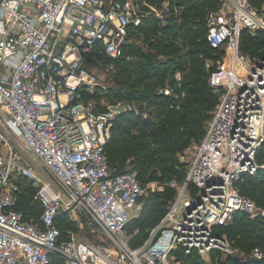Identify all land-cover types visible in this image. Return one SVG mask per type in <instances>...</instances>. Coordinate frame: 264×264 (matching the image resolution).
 <instances>
[{"label":"built area","instance_id":"2783aa9c","mask_svg":"<svg viewBox=\"0 0 264 264\" xmlns=\"http://www.w3.org/2000/svg\"><path fill=\"white\" fill-rule=\"evenodd\" d=\"M136 2L0 0V264H53L58 256L64 264H172L180 253L216 250L232 256L237 250L219 230L239 212L264 218V208L238 188L244 176L264 171V54L257 60L240 51L245 34L264 31V5L223 0L208 16L207 40L224 52L211 79L225 83L224 94L186 178L172 185L176 201L143 244L131 245L127 226L154 185L143 186L131 165L111 168L107 147L120 110L98 109L86 95L99 85L96 55L133 59L127 48L143 22ZM162 94L177 97L169 86ZM15 176L37 188L38 223L17 209ZM63 212L81 229L88 220L110 245L63 233Z\"/></svg>","mask_w":264,"mask_h":264},{"label":"trees","instance_id":"16d2710c","mask_svg":"<svg viewBox=\"0 0 264 264\" xmlns=\"http://www.w3.org/2000/svg\"><path fill=\"white\" fill-rule=\"evenodd\" d=\"M253 3L261 8L264 0H253ZM177 4L184 7V11L171 15L166 24L163 25L156 18L150 17L143 21L138 31H144L141 39L147 44L146 50L137 47L136 42H131L127 53L131 54L133 59L122 58L114 61L112 76L115 86L110 87L109 96L157 106L155 111L149 112L150 118H144L134 112L118 116L114 121L113 138L107 147L111 168L123 172L131 165L138 173V179L143 186L150 181H169L173 176L184 181L186 170L180 166L178 156L190 145L202 142L206 134L205 127L218 104V95L209 85V78L215 67L208 69L207 59H213L214 54H218V57L221 55L208 43L205 18L209 11L217 10L219 3L216 0H177ZM260 34L258 38L244 35L245 51H256L264 46V33ZM200 55L203 57L200 58ZM103 57L96 55L95 59L108 60ZM178 71L182 72L181 80L171 79L167 83L168 75H174ZM167 85L174 90L177 97L171 98L160 93V89ZM258 160L264 163V145L258 153ZM128 161L130 163L127 167ZM251 181L254 189L247 192L244 189L245 183ZM30 184L29 182L19 185L22 195L17 205V209L24 212L27 221L33 217L39 219L42 214L39 202L35 207L31 204V201L35 200L36 190ZM263 185L264 171H259L254 176H244V181L238 183V188L242 195L252 199L258 206H263L264 188L260 191ZM168 189L170 194L164 195V201V192H152L147 196L144 213H153L151 207L156 204L155 209L159 214L165 215L167 211L164 205L171 199V193L174 195V191ZM154 199L157 200L156 203L152 202ZM159 205L161 207L158 209ZM158 220L142 216L139 221H134L133 225L137 229L135 233L131 232V245L135 247L143 244L149 237L147 230L157 226L161 219ZM58 226L63 233L68 229L76 230L64 212L58 219ZM220 230L225 231L228 239L244 252L250 253L256 246L264 248V218L252 220L246 213L239 212L232 224ZM213 252L221 255V251ZM195 254L180 253L185 260L191 259L189 263L181 264H198L199 255ZM192 255L196 257L193 258ZM53 264L64 263L58 256L54 258ZM218 264L243 262L228 257L219 260ZM249 264L263 262L251 259Z\"/></svg>","mask_w":264,"mask_h":264},{"label":"rangeland","instance_id":"374dc122","mask_svg":"<svg viewBox=\"0 0 264 264\" xmlns=\"http://www.w3.org/2000/svg\"><path fill=\"white\" fill-rule=\"evenodd\" d=\"M216 1L219 3L218 7H216L217 10H219V9H221L224 6V2H223V0H216ZM135 4H136V8H139V9H137V11L139 12V15L143 16L142 17L143 21L145 19L149 18V17L150 18H156L157 20H159L160 23H163V25L167 23V19L171 15L180 14L182 11H184V7H180L177 4V0H160V1L157 0V2L150 1V0L149 1L148 0H137V2ZM253 5H254L255 8H258V9L261 10V8L256 6L254 3H253ZM150 7L154 8L157 11L159 18L157 17V14H155ZM213 11H215V10H211L207 14V16L205 18L206 24H207V19H208L209 14L211 12H213ZM142 24H143V22H142ZM143 33H144L143 29H140L137 32H133L131 40H132L133 43L136 42V44H137L136 46L137 47H140V48L146 50L147 44L144 42L143 39H141L142 36H143ZM260 33H264V31L258 32L255 36L250 35V34H248V35H250L252 38H258L261 35ZM244 38L245 37H243L242 41H241V47H240L241 54L244 55V56H247V57L250 56L252 59H257L258 60L264 54V48H263L264 46H262L260 49H257L256 51L255 50L252 51L250 49L245 51L244 50L245 45H243L244 44ZM217 55L218 54H214V58L213 59H209V58L207 59V68L209 69L211 67H215V70L212 72V74H211V76L209 78V85L213 89L214 93H216L218 95V104H219L221 99H222V96L224 94L225 83L222 81L221 84L218 85V87L217 86H213L212 82H211V79H212L213 74L217 71L218 63L220 62V60H222V58L224 56V52H220L221 56H219V57ZM99 56L103 57L104 55L99 54ZM199 57L201 58V57H203V55H200ZM114 66H115V62H111V61L104 60V59H98V58L95 59V57H94V59L92 60V63H91V67H92L93 71H95V73L99 77V82H98L99 85H98L97 89L94 91V94L86 95L87 100L92 102L93 104H95V106H97L98 109L107 110L110 107H114L117 110L119 109L120 113L117 114L116 118L118 116H121L123 113H127V112H129V113H133L134 112L136 115L139 114V115H142L144 118H150V113L149 112L155 111L157 106H153L150 103L143 102V101H133V100H123V99L119 100L118 97H115L114 95H110L109 96L110 87H114L115 86L114 82H113V76H112V73H114ZM181 78H182V72L181 71L176 72L174 75L173 74H169L167 83H169L171 79L181 80ZM167 86L165 88H167ZM165 88H163V89L161 88L160 89V93L161 94H162V91ZM211 116H212V114H211ZM116 118H115V120H116ZM209 120L211 121V119H209ZM120 123L122 124L121 121H120ZM208 125L209 124L206 125L205 130H207ZM198 145L199 144H197V143L190 145L188 148H186L178 156V161L180 163V166L182 167V169L186 170V175H187V172H188V169H189V162L191 161L192 155H193V153H194V151H195V149H196V147ZM129 163H130V161L127 162V167L129 165ZM45 173H46V171H45ZM136 174H138V173L136 172ZM14 179H15V185H17L18 187H19L20 184L26 185L27 183H29V182L25 181L20 176H15ZM175 182L183 183V181H181V179L176 177V176H173L172 179L169 180V181H165V180L164 181L163 180L150 181V182L147 183V185L152 183L154 186H153V188H151V191H149L147 196H149L152 192H156V193H158V192L159 193H163L164 192V194H163V201H164V195L165 194H170L168 188L172 189L174 191V195L171 193V199L168 201V204L164 205V208H166V211L168 212L170 207L176 201V197H177V192L172 187L173 183H175ZM245 184L246 185H245L244 189L247 192H251L254 189L253 188L254 185H253L252 181H251V183L247 182ZM20 188L21 187H19V190H20ZM32 188L35 189L36 192H37V188L36 187L32 186ZM263 188H264V185L261 186L260 191ZM245 190H244V192H245ZM260 191H259V193H260ZM21 193H22V191L20 190V193L17 196L18 203H19V200L21 199L20 198L21 195H22ZM35 195H36V193H35ZM35 195H34V199H35ZM146 199L147 198H145V200L142 201L141 206L134 213L133 219L128 224V227H127V230H126V235L130 239V241L132 239V236H131L132 233L131 232H134L137 229V227H135V225H133L134 221H136V220L139 221V219L142 216L143 217L144 216H146V217L149 216L152 219H156V220L159 219L158 221H160V219L162 220V217L164 215L163 214L161 216L159 214L158 210L155 209V205L156 204L153 205V203L157 202V200H155V199L152 201L153 202L152 203L153 206L151 207V209H153L154 212L151 213V214H149L148 212L144 213L145 207H146V204H145L146 203L145 202ZM36 203H38L36 201V199L31 201V204L34 207H35ZM262 205L263 206H259V207L264 208V203ZM159 207H161V206L159 205L158 209H159ZM65 214H66V217L68 218L67 213H65ZM28 221L29 222H33V223H38L39 219L38 218L36 219V218L33 217L32 219L28 218ZM157 224H158V222H157ZM75 227H76V230H73V229H70V230H73V231L76 232L77 237H78V239H80V241L81 240H88V241L96 243V244H98L100 242H106L107 243L106 245H110V243L107 241V239H105L101 235V233L94 226H92L88 222V220H86L85 218L83 219V228L82 229L79 228L78 225L77 226L75 225ZM224 228H227V226H225ZM152 229L147 230V235H150ZM219 232L221 234H223L228 239L227 233L225 231L223 232L222 230H219ZM229 242L237 250V252L234 255L230 256V255H226V254H224L222 252H221V255H218V254H216V252L210 251V252H206V253H203V254H198L199 255L198 256L199 257L198 264H218L219 260L226 259L228 257H232V259H235V260L238 259L239 261L243 262V264H249L251 259H253L252 258V253L256 249H259L261 252H263V258L261 259V262H263V264H264V248H262L261 246H256V247L252 248L250 253H249V252H244L242 250V248H240L238 246H235L233 244V242H231L230 240H229ZM195 253H196L195 255H197V252H195ZM195 255H192L193 258L196 257ZM190 261H191V259H186L185 260L184 256L182 257V256H180L178 254L177 257H176V260H174V262L172 264L189 263Z\"/></svg>","mask_w":264,"mask_h":264}]
</instances>
